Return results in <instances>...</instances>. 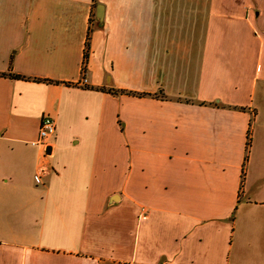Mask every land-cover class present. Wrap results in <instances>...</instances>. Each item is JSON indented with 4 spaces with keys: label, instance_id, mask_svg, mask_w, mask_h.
I'll return each mask as SVG.
<instances>
[{
    "label": "crops",
    "instance_id": "1",
    "mask_svg": "<svg viewBox=\"0 0 264 264\" xmlns=\"http://www.w3.org/2000/svg\"><path fill=\"white\" fill-rule=\"evenodd\" d=\"M0 74V264H264V0H0Z\"/></svg>",
    "mask_w": 264,
    "mask_h": 264
},
{
    "label": "built area",
    "instance_id": "2",
    "mask_svg": "<svg viewBox=\"0 0 264 264\" xmlns=\"http://www.w3.org/2000/svg\"><path fill=\"white\" fill-rule=\"evenodd\" d=\"M84 82L86 83L87 81L85 80ZM55 135H56L55 119L52 118L51 116H44L40 123L38 139L33 144L35 146H40L46 152L47 147L51 145V142L54 140ZM35 181L38 185L43 184L42 173H38L35 176Z\"/></svg>",
    "mask_w": 264,
    "mask_h": 264
},
{
    "label": "trees",
    "instance_id": "3",
    "mask_svg": "<svg viewBox=\"0 0 264 264\" xmlns=\"http://www.w3.org/2000/svg\"><path fill=\"white\" fill-rule=\"evenodd\" d=\"M91 27H90V31H89V34H88V39H89V37H90V34H91ZM88 51H89V43H87L86 44V51H85V54H84V62H83V64H84V67H85V65H86V63H87V60H88V56H89V54H88ZM1 76H6V75H4V74H0ZM10 77L11 78H14V79H24V77H21V76H18V75H10ZM35 81H41V80H39V79H36ZM47 82V81H46ZM108 92H110V93H112V94H119V92H115V91H112V90H110V91H108ZM121 94H134V95H139V96H142L143 94H137V93H133V92H125V91H121Z\"/></svg>",
    "mask_w": 264,
    "mask_h": 264
},
{
    "label": "water",
    "instance_id": "4",
    "mask_svg": "<svg viewBox=\"0 0 264 264\" xmlns=\"http://www.w3.org/2000/svg\"><path fill=\"white\" fill-rule=\"evenodd\" d=\"M96 17L100 23H103V20H104V6L103 5H98ZM51 153H52V147L48 146L46 149V154L51 155Z\"/></svg>",
    "mask_w": 264,
    "mask_h": 264
},
{
    "label": "rangeland",
    "instance_id": "5",
    "mask_svg": "<svg viewBox=\"0 0 264 264\" xmlns=\"http://www.w3.org/2000/svg\"><path fill=\"white\" fill-rule=\"evenodd\" d=\"M96 8H97V6L95 5L94 6V12L92 13V15H91V19H90V21H91V23H92V26L94 25H96L97 24V20H96ZM57 133H58V130H57ZM57 135V134H56ZM29 180H31V179H29ZM30 184H31V181H30ZM38 186H41V185H38Z\"/></svg>",
    "mask_w": 264,
    "mask_h": 264
}]
</instances>
